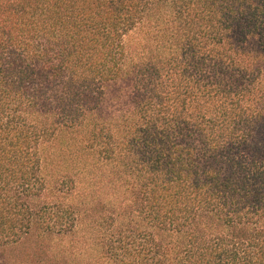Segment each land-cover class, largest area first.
<instances>
[{
  "label": "trees",
  "instance_id": "trees-1",
  "mask_svg": "<svg viewBox=\"0 0 264 264\" xmlns=\"http://www.w3.org/2000/svg\"><path fill=\"white\" fill-rule=\"evenodd\" d=\"M59 129L94 195L46 181ZM81 220L96 264H264V0H0V253L81 264Z\"/></svg>",
  "mask_w": 264,
  "mask_h": 264
},
{
  "label": "rangeland",
  "instance_id": "rangeland-1",
  "mask_svg": "<svg viewBox=\"0 0 264 264\" xmlns=\"http://www.w3.org/2000/svg\"><path fill=\"white\" fill-rule=\"evenodd\" d=\"M43 174L48 182L55 180L67 181L70 178H83V189L94 195L95 178L93 167L81 164L80 152L77 149L76 140L73 135L65 130L59 129L42 145ZM101 197L104 203V214L107 215L110 203L113 200L112 188L106 177L101 188ZM88 198L91 199V196ZM88 220V219H87ZM81 220L76 223L73 231L65 236L54 237L49 242V252L60 260L78 262L81 264L105 263L98 254L96 238L93 233V223ZM106 225V219L104 220ZM33 240H27L11 247L2 249L0 253V264H46V260L32 256ZM40 259V260H39Z\"/></svg>",
  "mask_w": 264,
  "mask_h": 264
}]
</instances>
